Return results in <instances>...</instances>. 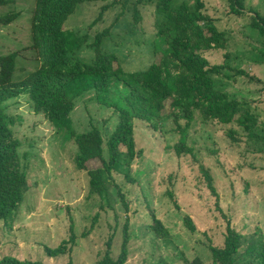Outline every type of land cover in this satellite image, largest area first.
I'll use <instances>...</instances> for the list:
<instances>
[{
  "label": "rangeland",
  "instance_id": "rangeland-1",
  "mask_svg": "<svg viewBox=\"0 0 264 264\" xmlns=\"http://www.w3.org/2000/svg\"><path fill=\"white\" fill-rule=\"evenodd\" d=\"M8 1V5L0 7V17L13 13L19 16L7 26L0 25V56L20 53L16 60L18 76L34 71L38 65L35 51L28 49L32 44L35 0ZM135 2L92 0L79 5L64 24V29L72 30L82 42L78 58L89 62L95 37L109 30L100 41L101 52L113 54L114 65L125 72L144 71L158 60L154 45L157 25L165 20L157 18L154 6L135 7ZM181 2L174 1L173 7ZM204 4V13L211 15L216 26L226 33L232 64L264 81V41L244 28L248 17H253L248 8H256L258 0H245L243 17L229 11L228 0H206ZM103 7L106 10L98 19ZM136 10L140 16L137 21ZM203 56L210 64H218L223 52H204ZM224 83L225 90L250 104L252 112L258 114L260 124L255 137L258 134L259 140H249L248 132L236 124L194 122L188 128L187 146L198 157L196 162L190 155L178 158L173 154L176 135L170 117L161 132L135 120L136 150H141V157L132 164V182L113 174L127 210L115 201L114 194L112 207L99 211L97 198L89 194L87 173L77 169L73 161L77 154L74 139L65 140V131L53 129L24 96L8 103L7 113L15 123L12 131L21 142L20 153L33 155L37 162L27 171L31 187L22 204L0 221V258L66 264L68 256L51 258L48 250L57 248L72 234L76 239L70 260L74 264H98L109 239L111 257L117 260L127 235L124 264H212L209 246L222 245L228 224L244 235L259 230L264 245V91H259L260 84H248L245 78L237 82L224 79ZM72 123L76 134L95 128L106 141L116 116L94 103L91 94L75 106ZM179 123L183 125L184 121ZM199 164L212 177L214 193ZM95 216L98 223L87 235ZM185 218L195 225V232L186 229ZM155 219L167 231L163 239L151 231Z\"/></svg>",
  "mask_w": 264,
  "mask_h": 264
},
{
  "label": "trees",
  "instance_id": "trees-1",
  "mask_svg": "<svg viewBox=\"0 0 264 264\" xmlns=\"http://www.w3.org/2000/svg\"><path fill=\"white\" fill-rule=\"evenodd\" d=\"M90 1L35 0L31 18L32 44L28 48L35 51L38 65L34 71L15 76L18 53L0 56V221H5L22 204L31 187L27 171L37 162L33 155L20 153L21 142L12 131L14 119L7 113L10 104L14 103L11 101L22 96L53 129L65 131V140L74 139L77 154L73 161L77 169L87 173L89 194L97 198L99 211L112 207L114 194L115 201L127 210L124 194L113 174L132 182V164L141 157V150H136L135 120L161 132L170 117L172 132L176 135L173 154L178 158L190 155L196 162L198 157L187 146L188 128L194 122L236 124L248 132L249 140H259L258 134L255 137L260 124L258 114L252 112L250 104L242 103L224 89V79L237 82L238 78H245L248 84H260L259 91H264V81L232 64L226 33L216 26L211 15L204 13L206 0H182L177 8L173 7L177 0H136L135 7L152 5L157 18L162 16L165 20L157 25L158 39L154 45L158 60L138 72H125L119 65H114L113 54L101 52L100 41L109 30L95 37L91 45L93 58L89 62L78 58L77 51L83 49L82 42L72 30H65L64 24L79 5ZM9 3L0 0V7ZM258 3L256 8H248L253 17H248L244 28L264 41V0H258ZM228 4L234 16L245 15V0H228ZM105 10L106 7L101 9L98 19ZM18 16L19 13L6 14L0 17V25L7 26ZM134 19H140L137 10ZM204 52H223L222 61L210 64L203 56ZM91 94L94 103L116 116L115 127L106 141L95 128L80 134L72 129L75 106ZM198 167L214 193L212 177L202 164ZM96 217L91 218L87 235L97 225ZM184 225L188 231L195 232V225L189 218L184 219ZM126 227L125 224L124 231ZM151 231L159 239L167 236L161 221L156 219ZM259 234L256 230L244 235L228 224L222 245L209 246L212 264H264V245ZM126 236L117 260L111 257L112 239H109L98 264H124L128 254ZM75 239L71 234L57 248L49 249L48 256L66 255L69 257L66 264H74L70 254ZM0 264L44 263L4 256L0 258Z\"/></svg>",
  "mask_w": 264,
  "mask_h": 264
},
{
  "label": "clouds",
  "instance_id": "clouds-1",
  "mask_svg": "<svg viewBox=\"0 0 264 264\" xmlns=\"http://www.w3.org/2000/svg\"><path fill=\"white\" fill-rule=\"evenodd\" d=\"M13 53H18V52H13ZM18 55L20 56V54L18 53ZM19 56H18V58H19ZM17 67V66H16ZM16 74V73H15Z\"/></svg>",
  "mask_w": 264,
  "mask_h": 264
}]
</instances>
